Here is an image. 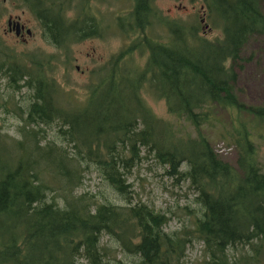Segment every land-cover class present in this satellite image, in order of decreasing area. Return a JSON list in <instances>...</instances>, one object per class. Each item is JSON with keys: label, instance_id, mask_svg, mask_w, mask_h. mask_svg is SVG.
<instances>
[{"label": "trees", "instance_id": "obj_1", "mask_svg": "<svg viewBox=\"0 0 264 264\" xmlns=\"http://www.w3.org/2000/svg\"><path fill=\"white\" fill-rule=\"evenodd\" d=\"M263 2L204 0L221 30L213 40L195 23H171L167 43L140 27L135 47L111 57L83 101L47 62L7 57L8 87L26 88L29 100L11 111L22 122L18 139L0 127V264H185L194 244L203 264H264V105L239 101L234 70L247 44L264 39ZM144 4L133 16L141 26ZM147 97L163 101L173 123L157 118ZM6 105L0 99L9 112ZM213 139L235 148L234 167L214 152ZM149 158L194 196L179 231L165 230L164 213L132 203V169ZM91 167L118 203L76 195ZM104 237L124 258L111 256ZM244 246L250 253L231 261L228 251Z\"/></svg>", "mask_w": 264, "mask_h": 264}, {"label": "rangeland", "instance_id": "obj_2", "mask_svg": "<svg viewBox=\"0 0 264 264\" xmlns=\"http://www.w3.org/2000/svg\"><path fill=\"white\" fill-rule=\"evenodd\" d=\"M158 4L165 10L168 8H173L172 6L177 5L175 0H157ZM202 0H198L195 7V13L198 12V7L201 4ZM183 5L187 7L188 14H185V17H190L193 14L191 11L192 5L189 2H183ZM6 9V11L12 10V14L19 15L21 19L29 23V27L32 29V32L36 37L28 38L25 43L20 40H16L10 36H4L3 32L6 29V18L1 16V12ZM263 13H264V2L262 4ZM174 11V13H173ZM178 11L173 8L172 17L173 19H178L176 16ZM181 13V12H179ZM71 11L67 13L69 16ZM176 14V15H175ZM110 18L114 16L112 12H109ZM171 15V13H170ZM191 23V22H189ZM200 36L213 40L214 38L221 36V30L218 28V23L213 24L212 22L209 25L210 32L201 33V28H199L198 23L196 22ZM195 26V27H196ZM38 27L34 20V17L23 8L22 5L10 4L7 0V4L3 5L0 0V37L7 45V47L12 48L17 53L19 52H31L36 49L43 51V53H55L53 49L49 48L45 44L40 43L39 33L37 32ZM156 35H161V31L157 30ZM122 37L116 33H110V35L103 40H94L92 42V47L94 49V54L96 60L100 57L104 61L110 60L113 55L118 53L123 46ZM85 53L87 50L84 45H81L77 48L71 47V52L69 56L72 59V63L69 66V71H65L63 63L58 62L57 65H54V70L52 76L56 78L57 82L60 85L71 92V97L75 98L77 101L84 99L85 93L88 92V88L91 86L89 77L92 72L96 69L95 66L98 65L101 60L96 61V63L89 62L90 66L94 65L91 74L89 75V70H86L87 61L85 58ZM60 54V53H59ZM134 61L137 64H142L144 59H140L138 53L134 54ZM74 58H77V61H74ZM242 62H239L235 65V69L238 80L236 87V95L240 102L250 106H263L264 105V39L262 37H256L247 44V46L242 51ZM76 66L79 67V70H76ZM241 67V68H239ZM97 82V80H96ZM65 85H64V84ZM29 94V91L21 89L20 91H15L8 87V85L3 82H0V99L4 102H7L6 107L9 109V112H5L0 109V127L1 132L7 134L11 138L18 139L16 131L17 128L22 125L20 119L17 118L11 111L19 106L24 108L27 107L29 97L26 96ZM12 100H11V99ZM147 103L155 116L159 119H162L166 122L173 123V118L168 115L165 104L163 101L154 100L153 98L147 97ZM46 132L52 136L54 130L46 128ZM223 141L213 139L212 148L216 149V144ZM259 143V142H257ZM224 144V142H223ZM259 145V159L264 167V143ZM226 146V145H225ZM230 149L221 154H217L225 163L230 166H235L236 163V150L233 146H226ZM215 152V150H214ZM183 169V168H182ZM128 183L132 184V203L142 202L151 207L156 211L164 213L167 218H169L166 231H179L183 226L189 224V215L183 210L184 207H190L194 209L192 192L188 190L187 183L177 182L172 178H169L165 175V171L162 167L156 164L151 158L145 161L139 162L136 167L132 169V174L129 177ZM88 194L94 197L97 201H103L107 199L112 203H118L119 197L114 194L111 189L101 180L98 173L91 167L88 172L84 175L82 186L76 190V195ZM102 243L106 247L112 250L111 256L117 255L118 258H124V255L119 252L117 245L113 241H109L106 237L102 238ZM250 253V248L248 246L237 247L236 249H230L228 255L230 256L231 261H238L241 255L244 253ZM201 245L194 244L193 247L188 249L186 252L185 264H203V256ZM239 263V261H238Z\"/></svg>", "mask_w": 264, "mask_h": 264}, {"label": "flooded vegetation", "instance_id": "obj_3", "mask_svg": "<svg viewBox=\"0 0 264 264\" xmlns=\"http://www.w3.org/2000/svg\"><path fill=\"white\" fill-rule=\"evenodd\" d=\"M3 5L7 4V0H1ZM177 5L172 6L178 13L179 20L173 19V8L163 9L157 2V0H9L10 4L22 5L27 12H29L37 24L40 38V43L45 44L49 48L53 49L55 53H43L38 49L31 52H19L17 53L12 48L7 47L2 38L0 37V82L7 84V78L5 73L10 70L9 65L6 63L7 57H15L21 63L20 65L29 66L34 61L47 62V67L57 65L58 62L63 63L65 71H69V66L72 63V59L67 56L71 52V47L74 49L84 45L87 53L86 58V70H89V75L92 69L96 68L89 77V81L92 83L98 78L102 77L108 69L109 59L104 61L102 58L96 60L92 42L94 40H103L108 37L110 33H116L122 37L123 46L119 52L124 49L134 46L133 40L142 31L152 37L155 40L159 37L164 43L169 42L171 38V27L174 21L178 24H187L188 22L196 21L201 33L204 35L210 32L209 16L207 10H205L204 0L198 7V12L195 13V7L198 0H175ZM145 3L139 13V19L141 22H145V26H141L139 23L135 24L133 20L136 3ZM183 2H189L191 11L193 14L190 17H185L188 14V9L183 5ZM196 4V5H195ZM54 5L53 9L47 10L46 7ZM40 6H45L44 9ZM71 11L68 16L67 13ZM109 12H112L114 16L110 18ZM181 12V13H179ZM53 13L54 15H51ZM171 13V15H170ZM174 13V11H173ZM1 16L7 17L6 29L3 32L4 36H10L16 40H20L25 43L28 38L36 37L32 29L29 27V23L24 22L19 15L12 14L10 11L4 10L1 12ZM142 18L145 20L143 21ZM136 21V20H135ZM45 22H50L53 25L52 30L43 28ZM137 22V21H136ZM31 30V34L28 35L27 30ZM157 30L161 31V35H156ZM135 47V46H134ZM138 49L134 50L137 53ZM118 52V53H119ZM60 53V54H59ZM101 60L97 66H90L88 64L96 63ZM77 61V58H74ZM94 67V68H93ZM76 70L79 67L76 66ZM56 79V78H55ZM23 83V82H22ZM64 84V83H63ZM65 85V84H64ZM63 86V85H62ZM27 90L26 88H22ZM21 90V89H20ZM19 90V91H20Z\"/></svg>", "mask_w": 264, "mask_h": 264}, {"label": "water", "instance_id": "obj_4", "mask_svg": "<svg viewBox=\"0 0 264 264\" xmlns=\"http://www.w3.org/2000/svg\"><path fill=\"white\" fill-rule=\"evenodd\" d=\"M27 33H29V32H27Z\"/></svg>", "mask_w": 264, "mask_h": 264}]
</instances>
